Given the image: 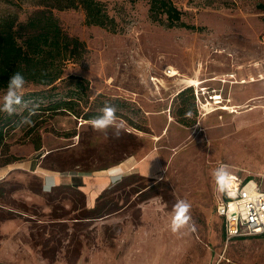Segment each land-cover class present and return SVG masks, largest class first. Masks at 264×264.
Returning a JSON list of instances; mask_svg holds the SVG:
<instances>
[{"label":"rangeland","instance_id":"obj_1","mask_svg":"<svg viewBox=\"0 0 264 264\" xmlns=\"http://www.w3.org/2000/svg\"><path fill=\"white\" fill-rule=\"evenodd\" d=\"M101 1L116 31L87 24L82 9L52 10L86 43L85 57L65 67V75L89 81L82 106L115 107L123 134L115 140L61 110H36L31 125H21L34 105H48L30 96L44 87L26 81L28 108L11 115L18 124L5 140L18 160L5 165L11 171L0 180V264H264V236L225 238L213 176L221 165L243 177L264 172V0H172L196 29L153 20L148 0ZM45 2L0 0V17L26 21ZM251 77L259 80L240 82ZM188 85L199 110L186 125L174 114L181 103L175 97ZM67 89L62 83L57 92ZM217 93L222 103L212 98ZM226 105L237 107L219 110ZM149 154L155 173L126 171L93 206L72 185L44 190L27 165L93 174ZM179 200L191 205L195 230L172 231Z\"/></svg>","mask_w":264,"mask_h":264},{"label":"trees","instance_id":"obj_2","mask_svg":"<svg viewBox=\"0 0 264 264\" xmlns=\"http://www.w3.org/2000/svg\"><path fill=\"white\" fill-rule=\"evenodd\" d=\"M148 2L153 20L165 23L168 27L197 28L182 19L183 11L172 0ZM44 4V8L34 12L26 21H19L16 15L0 17V92L7 89L9 78L14 73L21 72L27 82L44 87L30 95L36 102L44 103L45 100L48 104L36 110H61L77 117L91 119L99 115L100 110L87 111L83 107L89 101V94L86 92L89 81L81 76L65 75V67L69 62H77L85 57L86 43L79 37L68 34L52 9H82L87 24L107 27L112 31L117 30V23L101 0H46ZM60 82L68 85L65 92H57ZM59 95L62 97L58 98ZM175 99H180L181 103L174 116L179 117L181 123L189 125L190 113L196 115L199 110V96L194 86L188 85L181 89ZM27 112L30 113L29 110ZM1 116L0 167H3L18 160L8 153L5 145L7 130L15 128L18 122L14 121L12 116ZM34 116L38 115L32 114L30 118L33 119ZM39 147L37 144V148ZM95 210L96 207L89 211Z\"/></svg>","mask_w":264,"mask_h":264},{"label":"built area","instance_id":"obj_3","mask_svg":"<svg viewBox=\"0 0 264 264\" xmlns=\"http://www.w3.org/2000/svg\"><path fill=\"white\" fill-rule=\"evenodd\" d=\"M218 187L217 211L223 220L227 241L264 234V172L257 177H243L227 170V176L218 182Z\"/></svg>","mask_w":264,"mask_h":264},{"label":"clouds","instance_id":"obj_4","mask_svg":"<svg viewBox=\"0 0 264 264\" xmlns=\"http://www.w3.org/2000/svg\"><path fill=\"white\" fill-rule=\"evenodd\" d=\"M26 84L25 76L21 72L14 73L8 81L7 91L0 98V112H5L9 116L16 113L18 107L28 108V104L23 100V90ZM38 105H34L29 109L30 115L35 114ZM117 109L111 105H105L100 110V114L90 119L89 123L91 127L105 136L111 133V137L115 140H119L124 131V123L117 122L118 117L116 115ZM32 121L30 117H24L21 121V125H31ZM114 181H118L121 178L119 171H113L111 173ZM213 176L217 182H220L227 176V166L221 165L215 169ZM191 205L185 200H179L173 207V216L171 220V229L173 232H177L180 229L191 226L192 230H195V225L191 221L190 216Z\"/></svg>","mask_w":264,"mask_h":264},{"label":"crops","instance_id":"obj_5","mask_svg":"<svg viewBox=\"0 0 264 264\" xmlns=\"http://www.w3.org/2000/svg\"><path fill=\"white\" fill-rule=\"evenodd\" d=\"M152 157L151 154L140 159L130 157L93 174L82 171L73 173L51 171L41 167L34 160H31L27 165L31 170L34 169V172L42 176L44 190L48 191L50 188L59 186L60 184L74 185L86 194V204L93 206L96 199L115 182L111 175L113 171H119L121 175L128 170H138L144 174L151 175L155 173L159 165H157L155 160H151ZM10 171L11 169H8L7 166L0 167V180L4 179Z\"/></svg>","mask_w":264,"mask_h":264},{"label":"bare ground","instance_id":"obj_6","mask_svg":"<svg viewBox=\"0 0 264 264\" xmlns=\"http://www.w3.org/2000/svg\"><path fill=\"white\" fill-rule=\"evenodd\" d=\"M255 63V62H254ZM172 72V71H171ZM173 73H174V75L175 74H177V71L176 70H174L173 71ZM234 76V75H233ZM259 79H264V74H262V75H260V77H259ZM259 79H256V78H254V77H251V79L250 80H247V79H242L240 82H244V83H246V82H251V81H256V80H259ZM236 82V81H235ZM200 84V81L199 80H196L195 81V85H199ZM212 98H215V99H217V103H222V100H221V98H222V95H220L219 93H217L214 97H212ZM234 107H237V105L236 106H228V105H226V106H220L219 107V110H220V108L221 109H231V108H234ZM217 109V108H216ZM214 110V109H213ZM216 111V110H215ZM209 112H212V111H209Z\"/></svg>","mask_w":264,"mask_h":264}]
</instances>
